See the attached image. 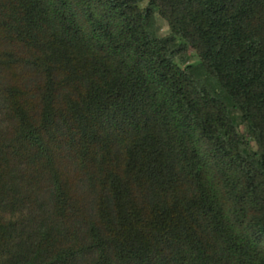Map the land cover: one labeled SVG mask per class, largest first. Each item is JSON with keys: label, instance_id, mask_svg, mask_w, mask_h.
Listing matches in <instances>:
<instances>
[{"label": "trees", "instance_id": "1", "mask_svg": "<svg viewBox=\"0 0 264 264\" xmlns=\"http://www.w3.org/2000/svg\"><path fill=\"white\" fill-rule=\"evenodd\" d=\"M143 1L0 0V264H264V0Z\"/></svg>", "mask_w": 264, "mask_h": 264}, {"label": "rangeland", "instance_id": "2", "mask_svg": "<svg viewBox=\"0 0 264 264\" xmlns=\"http://www.w3.org/2000/svg\"><path fill=\"white\" fill-rule=\"evenodd\" d=\"M142 4L145 6L147 4V0H144ZM158 21H159V34L161 36H163L169 32V25H168L167 21H165L160 16H158ZM199 61H200V58H199L197 52L195 51V49L193 47H188V49H187V62L186 63L197 64V63H199Z\"/></svg>", "mask_w": 264, "mask_h": 264}]
</instances>
